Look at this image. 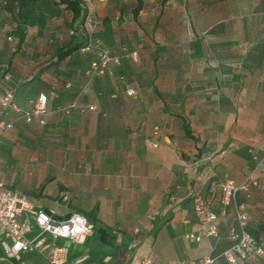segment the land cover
Masks as SVG:
<instances>
[{
	"label": "crops",
	"instance_id": "1",
	"mask_svg": "<svg viewBox=\"0 0 264 264\" xmlns=\"http://www.w3.org/2000/svg\"><path fill=\"white\" fill-rule=\"evenodd\" d=\"M56 1L26 8L25 44L10 72L0 69V94L13 89L22 108L49 96L47 125L0 133V180L57 218L80 211L91 219L96 209L116 243L103 247L94 223L84 243L45 233L46 254L7 257L0 244V264H50L53 243L67 247L64 264H192L207 255L233 264L218 255L233 243L235 206L220 216V235H208L195 203L220 213L221 182L253 171L257 183L237 199L264 242V0H143L137 14V0H92L101 20L93 38L116 57L102 74L90 72L94 48L54 55L86 38ZM21 220L38 233L31 214ZM122 231L134 237L130 255ZM262 256L238 264H264Z\"/></svg>",
	"mask_w": 264,
	"mask_h": 264
},
{
	"label": "built area",
	"instance_id": "2",
	"mask_svg": "<svg viewBox=\"0 0 264 264\" xmlns=\"http://www.w3.org/2000/svg\"><path fill=\"white\" fill-rule=\"evenodd\" d=\"M106 1V0H102ZM88 5V11L85 15L88 43L83 49H96L97 58L91 63V74H102L113 62L116 57L111 50L103 45L99 40L93 38V32L100 25L101 20L95 14V6L92 0H85ZM128 94H134L135 89L128 87ZM47 95L40 93L38 98L28 108H22L15 100V92L8 89L0 94V103L4 108H9L23 117L28 122L39 120L45 123L47 109ZM72 105H75L74 103ZM95 106H91L94 108ZM14 121L6 116L0 117V133L9 130ZM1 153V151H0ZM264 167V160L259 163ZM257 183L255 171L250 172L246 178L237 182L234 179H227L221 182L222 189V210L220 213L210 209L204 200L195 203V212L199 220L206 224V233L208 235H218L220 232V216L227 213L230 205L235 206V217L237 227L230 228L229 236L233 244L223 251L230 262L238 264L239 260L255 258L264 253L261 246L257 244L255 236L247 229L248 217L238 202V194L241 191H249L251 186ZM215 184H212V188ZM31 214L39 228L35 235L28 234V224L21 220L23 215ZM95 225L88 218L78 212H72L64 218H57L45 209H34L33 202L26 194L17 192L8 188L3 180H0V244L7 257L18 256L22 251L35 250L45 253L46 238L45 233L53 237H61L73 240L77 243H84L87 237L95 231ZM188 236L194 237L193 234ZM199 238V237H197ZM68 250L64 245L53 243L50 245L47 257L50 264H64L67 260ZM216 256L207 255L201 260L193 261L192 264H213ZM137 264H153V260L144 257Z\"/></svg>",
	"mask_w": 264,
	"mask_h": 264
},
{
	"label": "trees",
	"instance_id": "3",
	"mask_svg": "<svg viewBox=\"0 0 264 264\" xmlns=\"http://www.w3.org/2000/svg\"><path fill=\"white\" fill-rule=\"evenodd\" d=\"M34 1H36V0H0V25H1V23L7 24L8 15H10V17H11L10 25H7L5 27L7 31L5 33L4 43H3L6 50L9 51L8 61L5 62L6 64L3 63L4 61L3 62L0 61V69L1 68L4 69L3 72L5 74L10 72L13 60L15 59L17 53H19L21 51V49L23 48V46L25 44V40L27 37L26 24L28 21V14H27L26 8ZM42 2H43V4H46L48 6V4H50L51 0H42ZM56 3L65 4V6L69 10L72 11L73 20H76L79 18L78 23L79 24L81 23V29L84 31V35L86 36L85 40H83L82 42L71 43V44H67L65 46L63 45V46L57 48L56 51L54 52L55 53L54 55L58 58V60H62V59H65L68 55L72 54L75 50L85 46L88 43L89 36L87 33V26H86V22H85V14L88 11V5L85 2V0H57ZM142 5H143V0H137V6L135 8V14L138 13V11L141 9ZM8 20H10V19L8 18ZM1 27H3V26H0V30L3 29ZM84 43H86V44H84ZM92 48H94V47H91L90 49H92ZM43 93H45V92H43ZM45 94L47 95V99H48L47 100V109L49 111V106H48L49 105V96L47 93H45ZM115 96H117V94H115ZM72 103H70V106L67 108L66 111L71 110L74 107H76V105H72ZM0 111H1L2 117L6 116L8 119H11L14 121L13 126L9 130L14 129V127L18 123H21V122L23 124H26V125H32L33 124L35 126H45L48 124V120H49V114H47L46 119H45V123H41L39 120H34L32 122H28L23 117H20L19 113H17L16 111L9 109V108H4L1 105V103H0ZM185 129H186V133L188 134V136L195 138L194 134L191 132L190 124L187 120H185ZM211 185L212 184L210 183L209 188L211 187ZM221 198H222V195H221ZM74 212H78V213L84 215L80 211H74ZM95 215H96V209H94L92 211L93 218L91 217V219H88V220L90 222H92L93 224L95 223L97 225V230L95 233H96L97 237L103 243V247H106L108 245H115L116 234L114 232V229L98 222V220L95 218L96 217ZM218 235H220V232ZM121 237H122V239H121L122 244L124 246H126L125 250L123 249L121 251L125 255H130L132 253L133 249L132 248L129 249L128 245L129 244L131 245V242L134 240V237L125 231L121 232ZM256 240H257V244L259 246H261L264 250V242L261 243L260 240H258L257 238H256ZM222 253L223 252H221L218 256H225ZM263 254L258 255L255 258H262Z\"/></svg>",
	"mask_w": 264,
	"mask_h": 264
},
{
	"label": "rangeland",
	"instance_id": "4",
	"mask_svg": "<svg viewBox=\"0 0 264 264\" xmlns=\"http://www.w3.org/2000/svg\"><path fill=\"white\" fill-rule=\"evenodd\" d=\"M8 18L10 19V20H8ZM8 18H7V25H10V22H11V17H10V15H8ZM12 40V39H11ZM30 234H33V235H35V232L33 233V232H31L30 231ZM46 254V253H45ZM49 261V260H48Z\"/></svg>",
	"mask_w": 264,
	"mask_h": 264
}]
</instances>
